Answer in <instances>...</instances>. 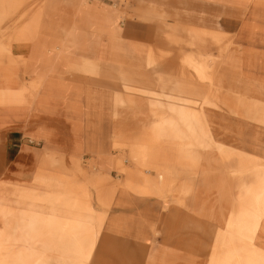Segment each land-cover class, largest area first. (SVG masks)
Here are the masks:
<instances>
[{"label":"rangeland","instance_id":"rangeland-1","mask_svg":"<svg viewBox=\"0 0 264 264\" xmlns=\"http://www.w3.org/2000/svg\"><path fill=\"white\" fill-rule=\"evenodd\" d=\"M60 1H65L64 12H61L62 9L61 11L56 9ZM89 1L102 6L101 10L112 11L110 7L113 4L99 0H0V125H2L0 126V188L4 189L0 195V264H139L138 259L143 255L146 258L142 257V260L146 259L148 263L140 264H264V230H259L256 238L252 239L247 237L246 231H242L246 235L243 238L235 234L231 236L226 231L227 219L225 217L221 229L211 234L213 240L209 247L207 246L208 233L216 227L202 222V218L199 219L190 208L185 209L189 216L187 224L190 225L191 220L198 221L206 229L203 231L205 233L187 227L182 228L177 221L173 224V220L169 226L163 225L162 219L173 218V202L169 210L163 209L161 200L155 199L148 202L150 205H146L145 208H151L152 211L146 209L147 214H142L141 217L146 220H142L145 228L139 226L137 224L139 220L137 196H150L141 187L142 168H133L131 157L126 156L124 152L127 146L115 142V140L119 142L121 138H127L129 130L124 132L125 137H123L122 130L118 129L119 134L116 133L111 137V146L107 147V150L103 147L102 151H98L94 144V136H92L96 120L91 119L90 113L86 114L87 117L83 121L84 126L79 129V125L65 117L63 105H55L54 112L44 113V116L34 109L37 105L51 106L58 100H68L70 101L69 110L74 114L79 113L74 100L77 101L82 92L78 85L64 80L65 73L69 78L80 73L83 78H88L89 85L92 81L102 86L94 88L98 95L91 99V102L96 103L95 108L99 113L102 109L104 114L105 97L108 94L113 95V102L124 94V88L115 80L119 88L115 84H109L111 86L106 87L105 82H102L106 77L98 70V65L105 58L103 51L109 46L108 40H100L102 39L100 34H103L106 29L98 26L99 22L95 18L90 19L91 24L95 25L91 29L79 27L74 30L71 26L77 11L96 14L94 10L87 8ZM183 1L177 0L173 6H176V2ZM210 1L233 5L236 0ZM144 2L145 0H135V4L130 6L132 0H121L116 10L135 11L156 16L162 14L166 24H173V6L160 9V13L158 9ZM99 11L97 13H100ZM59 14L62 20L58 18ZM127 16L124 18V27L129 26L130 22L138 21ZM168 31H163L160 35L156 30L148 40H137V43L146 49H153L163 64H173V41L165 38ZM39 34L59 38L63 45L57 47L55 54H51L52 52L49 53L48 49L35 43L27 55L28 44L18 43V40H27V43L36 41ZM91 41H94V59L84 55L88 53V45ZM253 42L259 46L258 40ZM177 52L181 54L180 51ZM182 53H188V49L185 48ZM73 55L78 56L69 60V57ZM226 61L215 74L216 83L222 76H226L246 84L242 77L239 78L236 75L231 77L230 73L233 74V71H237V67L247 64V61L255 69L257 68L256 70L264 73V57L258 55L257 52L239 50L236 55L229 53ZM58 67L60 68L57 69ZM63 69L66 70L64 73L59 71ZM174 69L167 72L173 75ZM162 76L166 78V74L163 73ZM166 89L170 91V88L160 90L147 86L129 87L130 95L141 99L142 103L139 105L143 108L159 106L155 104L146 106L143 100L175 99L173 97L175 93L170 94L171 92ZM230 90L234 95L247 94L248 99L254 100L253 102L259 105H253L246 100L242 101L239 104L242 116L252 117L264 123V108L260 107L261 104L264 106V86L250 85L246 89L230 88ZM184 96L177 97L176 95V100L179 102L173 103L175 111L197 113L200 109L206 116L210 114V119H212V113L218 112L219 108L225 106L233 108V105H225L222 102L218 84L209 83L207 89L200 87L197 94ZM168 106L172 105L162 104L161 108L166 109ZM27 109L31 110L21 117L20 125L8 126L14 118L22 116ZM113 109L116 110L115 107ZM250 112L253 114H246ZM114 115H117L116 111ZM185 116H182L184 120L173 118L176 124L175 126L173 124V127L180 128L182 133L186 132L184 131L186 128L184 122L187 120ZM231 116L233 115L226 114L225 120H219L226 130L233 127ZM39 125L46 126L49 133L44 141H40L44 136L42 132L31 138L29 135ZM132 127L131 129L134 128ZM260 127L263 129L264 124ZM10 130H17L18 134L8 135ZM6 135H8L7 139L12 140L11 142L6 143ZM131 138L135 142H140L142 147L148 143L146 134ZM253 140L259 144L260 150L256 154L251 153L252 155L248 152L251 156H246L244 160H237L235 179L239 181L236 183L239 193L246 191V195L252 196L255 192L258 197L255 200H246L245 206L248 212L251 210V213L256 214L257 229H260L261 220L264 221V129L261 137L253 138ZM82 141L85 143L82 144ZM174 141L185 144L188 140L175 139ZM209 154L213 160L217 161L218 154L212 150ZM42 155L53 156L56 164L59 163L46 170H59L65 176L76 175L75 177L79 180L87 181V184L72 183L76 185L75 197L86 199L92 208L94 207L95 222L91 227L78 226L72 221L62 219L49 223L48 217V221L42 222L37 216L34 218L33 226L29 227L27 219L25 217L24 221L21 219L25 209L23 201L26 200V196L12 189L32 185L33 178L40 168L39 158ZM99 155L113 160L110 163H101L98 159ZM142 156L143 152L138 149L132 158L139 161ZM213 165L214 163L209 164L210 168ZM75 171L76 174L73 175ZM129 173L133 176L128 175ZM201 185L199 184L198 187ZM210 186L217 192L219 199L222 197L220 200L225 203L227 209L233 205L232 196L228 198L230 191L233 192L232 184L215 183ZM122 190L130 194L126 193L122 196ZM88 196H91V199ZM172 197L173 194L170 198ZM157 214H159L158 217L162 214L160 222L154 221ZM112 217L118 218L114 224L110 221ZM139 227H141L142 234L138 232ZM155 230L158 231V235L154 234ZM216 235L222 237L226 235V237L224 236L221 243L214 240ZM155 253L159 255L163 253L171 263H159L156 257L152 259L151 254Z\"/></svg>","mask_w":264,"mask_h":264},{"label":"crops","instance_id":"crops-1","mask_svg":"<svg viewBox=\"0 0 264 264\" xmlns=\"http://www.w3.org/2000/svg\"><path fill=\"white\" fill-rule=\"evenodd\" d=\"M175 1L177 0H145L144 3L150 4L160 12L163 8L172 7ZM239 1L241 3H238ZM89 2H87V8L94 10L96 14L77 11L71 26L74 30H77L79 27L91 29L95 25L91 24L90 19L95 18L99 22L98 26L106 29L103 34H100L102 35L100 36L102 39H99L108 40L109 46L103 51L105 58L98 65V70L106 77L102 81L105 82L106 87L114 85L116 81L124 88V94L114 102L113 95L110 96L108 94L105 97L104 114L102 109L100 110L101 113H99L98 109L95 108L96 103L91 102V99L96 98L98 95V92L94 88L97 89L102 86L92 81H90L89 85L88 78H83V75L80 73L74 74L72 78L67 77L65 73L63 76L64 80L78 85L82 92L80 98L77 101L74 100V103L79 108V113L74 114L69 110L68 103L70 101L68 102V100H58L51 106L37 105L34 109L40 111L44 116V113L54 112L55 105H63L65 117L79 125V129L83 128V121L87 117L86 114L90 113L92 115L90 116L92 117L91 119L96 120L92 136H94V144L98 151H102L103 147L107 150V147L111 146V137L116 133L119 134L117 132L118 129L122 130L121 134L123 133V137H125L124 132L129 130V137L121 138L119 142L115 140V142L119 145L127 146V150L124 152L126 156L131 157L133 168H142V171L140 170L141 187L146 190L150 197L137 196V210L139 214L137 224L139 226L145 228V223L141 219L142 214H147V210L152 211L151 208H145V206L150 205L148 202L157 199L162 201V207L165 210L171 209L170 204L173 202V218L169 219L168 217L161 221L165 227L169 226V223L173 220V224L177 221L182 228L187 227L205 233L203 231L206 229L200 222L191 220L190 222L192 223L190 225L187 224L189 222V216L185 210L187 208H190L191 212L198 216L199 219L202 218V222L216 227L212 229V232L210 230L208 233V247L213 240L211 234L217 229H221L224 217L227 219L226 231L231 236L235 234L243 238L246 235L242 231H246L248 238H256V235H258V224L255 220L256 214L251 213V210L250 212L246 210L245 201L255 200L258 197L255 192L252 196L250 194L246 195V191L239 193V189L236 187V183H239V181L235 177L237 160H244L247 158L246 156H251V153L256 154L259 152V144H256L253 138L261 137L264 128L262 129L260 126L264 123H260L252 117L246 118L242 116L243 114L239 107L242 101L246 100L250 101L253 105L257 104L253 102L254 100L248 99L247 94L242 96L234 95L230 92V88L246 89L250 85L254 87L258 85L264 86V73L256 70L257 68L255 69L247 61V64L237 67V71H233V74L230 73L231 77L234 75L239 78L242 77L246 84H242L237 79L226 76H222L218 83H216L215 74L227 62L226 59L229 53L236 55L239 50H250L264 57V0H236L233 5L211 2L210 0H184L183 2H176V6H173V24H169L168 22L166 24L162 14L161 17L135 11L122 12L116 10L117 8H111L112 11H105L101 10L102 6L91 1ZM134 4L135 0H132L130 6ZM65 5V1H60L56 8L57 11H61L62 9L61 12H64ZM98 11L100 13H97ZM60 16L61 14H59L58 18L62 20ZM126 16L138 21L130 22L129 26L124 27V18ZM156 30L160 35L163 31L169 30L165 38L173 41V64H163L155 55L153 49H146V47L137 43V40L140 39L148 40L149 36L154 34ZM256 40L260 42L258 43L259 46H256L253 42ZM26 41L21 39L18 40V43L28 44L27 55H29V50L35 43L44 49H48L49 53L52 52L51 54H55L57 47L63 45L59 38L42 34L37 36L36 41L28 43ZM93 42H89V51L84 54L87 58L91 59L95 58ZM242 43L244 44L242 45ZM185 48L188 49V53L186 54L182 53ZM177 51H180L181 54ZM77 56L73 55L69 57V60H73L72 58H76ZM173 68H175V73L171 75L167 71H173ZM259 68L261 70V67ZM59 71L64 73L66 70ZM163 73L166 74V78L162 76ZM209 83L213 85L218 84L222 102L225 105H233L232 109L226 106L221 107L218 112L214 111L212 113V119H210V114L206 116L200 109L197 113L194 111L187 113L180 112V110L175 111L173 103L179 102L176 100L177 97L195 95L198 93L200 87L201 89H207ZM115 86L117 85L115 84ZM140 86L159 88L160 90L170 88V91L168 89L166 91L171 92L170 94L175 93L173 94L175 99L143 100L146 106L149 104L159 105L152 108L150 106L143 108V106L139 105L142 103L141 99L133 98L129 91V87L135 88ZM117 87L119 88V86ZM183 89L184 91H182ZM162 104L172 106H168L165 109L161 108ZM114 107L116 110L113 109ZM260 107L264 108L262 104ZM31 109L25 110L22 116L14 118L8 126L14 127L20 125L19 120H21V117L25 116ZM114 111L117 113L116 116L114 115ZM226 114L235 116H231L233 118L231 121L233 127L230 126V130H226L219 121L225 120ZM246 114L252 115L253 113ZM183 115H186L185 118H187L184 122L186 126L184 130L186 132L184 133H182L180 128L173 127V124L174 126L176 125L173 122V118L184 120L182 118ZM245 119L250 120L252 123ZM132 126L134 128L143 127L136 128L133 131L134 128ZM247 126H249L248 129ZM39 132H42L44 135L43 140L40 141L46 140L49 133L44 125H39L33 129L29 134L30 138ZM7 134L16 136L18 131L10 130ZM145 134L148 137V143L144 147H142L140 142H135L131 138L132 136H142ZM8 135H6V143L12 141L11 139H7ZM175 139L188 141L185 144H181L174 141ZM83 143L85 142L82 141ZM138 149L143 152V156L140 157L139 161L132 158L135 151L138 152ZM210 150L218 154V162L213 160L209 154ZM242 151L246 153H242ZM98 159L101 163H110L113 160L101 155L98 156ZM226 159L230 160L227 161ZM39 163L40 168L33 178L32 185L12 189L16 190L17 193L18 190L24 192L26 200L23 202L25 203L24 212L26 215L28 213L32 214L35 197L42 199L48 196L50 184L64 181L87 184V181L83 182L75 177L76 171L73 174L75 176H65L59 170H46L59 165L58 162L56 164L53 156L42 155L39 158ZM211 163H214V165L210 168L209 164ZM128 175L133 176L132 173ZM232 178L234 179L232 180ZM215 183L232 184L233 192L230 191L228 198L230 199V196H232L234 202L230 208L227 209L225 207V203L221 201L222 197L220 200L217 192L211 188L210 185H214ZM199 184L202 185L198 187ZM3 191L4 189L0 188V195ZM126 193L127 195L130 194L122 190L121 195L124 196ZM172 194L173 197L170 198ZM200 194L202 195L200 196ZM88 198L91 199V196H88ZM158 216L159 214L155 216L154 221L160 222L162 214L160 217ZM115 220L117 221L118 218L112 217L110 221L114 224ZM89 221L91 227L95 222L94 207L92 212L89 213ZM138 232L142 234L141 227L138 228ZM154 234L158 235V231L155 230ZM224 236L226 237V235H223V237L216 235L214 240L222 243ZM142 257H145V255L138 259L139 264L148 263V260H142ZM150 257L152 259L156 257L159 263L170 262L163 253L161 255L156 253L151 254Z\"/></svg>","mask_w":264,"mask_h":264},{"label":"bare ground","instance_id":"bare-ground-1","mask_svg":"<svg viewBox=\"0 0 264 264\" xmlns=\"http://www.w3.org/2000/svg\"><path fill=\"white\" fill-rule=\"evenodd\" d=\"M117 5L114 4L110 8L115 9ZM242 153L246 152L242 151ZM75 187V184L68 181L50 184L48 196L42 199L35 197L32 214L26 215L23 211L21 219L24 221L26 218L29 227L33 226L36 216L40 217L42 222L48 221V217L49 223L62 219L72 221L78 226L87 225L90 227L89 213L92 212L93 208L86 199L75 197ZM18 194L24 196L22 190H18ZM261 221V228L258 229V232L264 230V221Z\"/></svg>","mask_w":264,"mask_h":264},{"label":"built area","instance_id":"built-area-1","mask_svg":"<svg viewBox=\"0 0 264 264\" xmlns=\"http://www.w3.org/2000/svg\"><path fill=\"white\" fill-rule=\"evenodd\" d=\"M99 1L111 3L114 5V4H118L121 0H99Z\"/></svg>","mask_w":264,"mask_h":264}]
</instances>
